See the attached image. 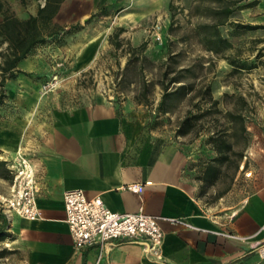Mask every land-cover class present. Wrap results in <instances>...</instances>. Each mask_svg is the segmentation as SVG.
<instances>
[{
	"label": "crops",
	"instance_id": "obj_1",
	"mask_svg": "<svg viewBox=\"0 0 264 264\" xmlns=\"http://www.w3.org/2000/svg\"><path fill=\"white\" fill-rule=\"evenodd\" d=\"M146 1L48 0L42 7L38 0H0L20 18L57 8L52 21L64 27L59 36L20 59L9 84L0 88V193H9V163L24 152L38 167L42 213L28 219L8 215L0 206V264H264V102L254 189L235 208H217L199 193L190 144L155 132L140 114L101 94L52 99L49 96L72 91L44 94L31 78L38 76L33 72L47 63L44 52L55 51L58 39L78 57L93 55L101 17L114 7L128 10L137 2L150 9L152 1ZM258 6L263 14L264 0ZM135 182L144 184L142 192L125 187ZM71 189H83L91 198L101 196L113 211L143 207L160 217L162 258L148 251L146 237L116 238L104 248L76 247L63 200Z\"/></svg>",
	"mask_w": 264,
	"mask_h": 264
},
{
	"label": "rangeland",
	"instance_id": "obj_2",
	"mask_svg": "<svg viewBox=\"0 0 264 264\" xmlns=\"http://www.w3.org/2000/svg\"><path fill=\"white\" fill-rule=\"evenodd\" d=\"M147 1H152L150 9L138 2L128 10L114 7L96 21L93 55L78 57L58 39L55 51L44 52L47 63L31 78L44 94L52 89L72 91L49 96L52 99L101 94L140 114L155 132L190 144L202 198L217 208H235L254 189L262 151L260 0ZM226 7L231 13L224 12ZM4 12L13 13L1 6L0 21ZM218 35L230 44L218 41ZM12 57L8 42L0 37L2 90L14 73L3 71Z\"/></svg>",
	"mask_w": 264,
	"mask_h": 264
},
{
	"label": "built area",
	"instance_id": "obj_3",
	"mask_svg": "<svg viewBox=\"0 0 264 264\" xmlns=\"http://www.w3.org/2000/svg\"><path fill=\"white\" fill-rule=\"evenodd\" d=\"M45 6L47 0H39ZM161 36H158L160 38ZM12 182L8 194L0 193V206L8 215L18 214L28 219L41 217L38 204L40 184L38 167L31 157L20 152L9 163ZM126 188L142 192L143 183H128ZM66 221L69 225L76 247L97 244L101 248L113 239L121 237H146L149 240L148 251L162 258L161 244L164 230L160 217L144 211H113L105 204L101 196L88 197L83 189H71L64 192ZM176 222L191 226L184 219L174 218ZM264 253V248L260 247Z\"/></svg>",
	"mask_w": 264,
	"mask_h": 264
},
{
	"label": "trees",
	"instance_id": "obj_4",
	"mask_svg": "<svg viewBox=\"0 0 264 264\" xmlns=\"http://www.w3.org/2000/svg\"><path fill=\"white\" fill-rule=\"evenodd\" d=\"M56 9L57 8H54L50 11L41 9L37 15H30L27 18H20L14 13L4 12L3 19L0 21V37L3 41L8 42L13 55V57L7 59L5 65H3L4 72L9 70L14 71L17 62L31 54L39 44L46 42L50 38L59 36L64 27L52 21ZM231 11L232 9L230 7L224 9L225 13H231ZM217 40L225 42L227 45L230 44V42L221 35H218ZM232 64L236 67H245V63L240 65L236 61H232ZM13 74L14 73H12L11 76H13ZM172 81L175 82L180 80L174 78ZM2 82L4 83L5 80L3 79ZM180 87H184V84H181ZM168 94L169 93L166 92L165 96Z\"/></svg>",
	"mask_w": 264,
	"mask_h": 264
}]
</instances>
